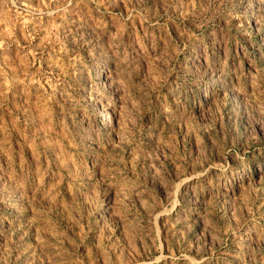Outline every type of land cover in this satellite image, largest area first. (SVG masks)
<instances>
[{
  "label": "rangeland",
  "instance_id": "1",
  "mask_svg": "<svg viewBox=\"0 0 264 264\" xmlns=\"http://www.w3.org/2000/svg\"><path fill=\"white\" fill-rule=\"evenodd\" d=\"M0 264H264V0H0Z\"/></svg>",
  "mask_w": 264,
  "mask_h": 264
}]
</instances>
